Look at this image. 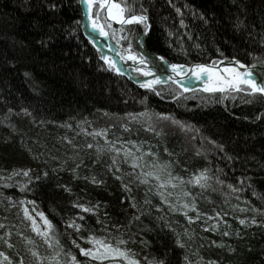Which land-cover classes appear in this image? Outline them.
<instances>
[{
    "label": "trees",
    "instance_id": "1",
    "mask_svg": "<svg viewBox=\"0 0 264 264\" xmlns=\"http://www.w3.org/2000/svg\"><path fill=\"white\" fill-rule=\"evenodd\" d=\"M49 2L0 0V264H128L81 255L90 235L139 264H264V97L139 89L86 41L79 0ZM117 2L147 9L146 50L170 64L264 59V0ZM141 28L116 26L111 41L135 51ZM205 170L204 187L190 182ZM40 212L54 224L47 238L33 230L46 229Z\"/></svg>",
    "mask_w": 264,
    "mask_h": 264
},
{
    "label": "snow or ice",
    "instance_id": "2",
    "mask_svg": "<svg viewBox=\"0 0 264 264\" xmlns=\"http://www.w3.org/2000/svg\"><path fill=\"white\" fill-rule=\"evenodd\" d=\"M80 3L85 6V15L94 31H99L100 35L106 36L108 33L105 31V28H111L110 21H116L117 23L123 25L128 24H136L142 26L139 36L137 37L138 40L141 39V37H146L150 31H151V25L149 23V17L147 15V9L143 8L141 5L140 12H135L132 10L131 6L127 4H121L118 3L117 0H80ZM169 3H171V0H169ZM49 7L51 9H55L57 7L56 3L49 2ZM95 10V11H94ZM105 12L104 16V22L101 23V11ZM177 13H180V8L175 9ZM127 13V14H126ZM201 19H204L203 15H201ZM79 23V22H77ZM181 26L184 25V21H180ZM205 23H207V20H205ZM239 22L237 23V27H239ZM121 31H124L123 27L121 28ZM169 35H171V32H169ZM42 46L45 45L44 41H41ZM198 47V45H197ZM219 52L220 50L217 49ZM223 55V53H221ZM123 58V56H122ZM100 59L104 60V62L109 66L110 69L114 70L118 74H123L121 72V69L116 66V63L114 60H111L110 58L106 56H101ZM127 59L133 61L134 64L140 65V67L136 68V71L139 73H142L144 76H153L154 72L152 69H147L146 65L148 63L146 57L141 53H135L131 51V43L128 45V54ZM161 61H164V57H159ZM234 59L236 66H227L223 69H220L218 67L219 64L222 63V61L219 60H212L211 63H196L192 65L191 67L187 68V72L184 71L185 66L172 63L169 65L171 68L172 73H174L175 77L169 76L168 80L171 81L174 84L179 85L180 88L183 89V91H190L192 89L188 88L185 83H182V81H186L188 75L195 77L197 80H204V87L203 91L208 93H215L219 92L221 94H230L233 92L239 93V92H247L250 96L255 94H260L262 97H264V64H252L251 66L246 65L242 63L238 59ZM165 63H167L165 61ZM260 67L261 68V78L260 81H258L255 78V73L253 69ZM240 69H245L244 71H240ZM25 77H29L30 74L28 72L24 73ZM164 83V81L159 77L156 76L155 79L146 80L143 83L140 84V87L151 89L152 91L156 92V95H160L159 91H156L154 88V85ZM181 95L180 92H176V95L173 96V99H175L177 96ZM11 111V110H9ZM27 113V109H24ZM162 118L167 119L168 117L162 116ZM173 123H181L179 121L173 120ZM181 127H185V125L181 124ZM212 143L215 144V141H212ZM221 150H223V145H216ZM91 147V145H89ZM116 151H119L116 149ZM231 159V157H229ZM115 162V161H114ZM136 165L134 164L133 167ZM206 171L201 172L198 176L194 178V180L190 181L196 184H199L201 187H204L205 184L202 183V181H206L208 177L206 176ZM23 174L25 176H28V171H24ZM46 176L47 173H44ZM145 176H155V179L157 181H160V176L158 174H155L153 172L144 173ZM119 178V177H117ZM39 179V177H38ZM173 178L169 174V177L166 181H163L160 183V187H164L166 183H171ZM94 183H98V181L93 178ZM142 183H147V180H143ZM175 187V185H172ZM127 187V186H125ZM231 187V185H229ZM68 190V189H66ZM163 198V196H162ZM34 203V202H33ZM78 208H81L84 212H92L94 209L85 207L81 204L75 205ZM132 207H135V204L132 205ZM188 204H184V208H188ZM191 207H195V205H191ZM25 215H28L27 209H25ZM38 215L43 220L44 224L46 225V229L44 231H41L36 226V221L33 220V230L36 231L38 234L44 236L47 238L48 236V230L53 228V225L51 222L44 216V213L40 212ZM31 219V217H29ZM83 219V217H81ZM133 219H138V217H133ZM189 221L193 219L192 217L188 218ZM241 224H245V220H240ZM252 223H255V220L253 219ZM2 227V225H0ZM69 227H73L79 232L81 225L76 224L74 221L69 222ZM224 235H229L228 232H225ZM88 242L92 245V247L89 248H83L80 247V245L76 244L75 241H73V244H76V247L79 248V252L84 257H88L93 260H104L108 259L112 256H119L123 257L125 260L128 261V264H139V261H136L134 259H131L125 250L120 249L118 247H113L112 244L106 242L103 238H97L95 236H88L87 237ZM119 243H124V241H119ZM175 243L180 246L181 248L184 247V244L181 242L179 235H177ZM12 245L9 244V247ZM51 247V244H49ZM59 253H57L58 255ZM33 255H37L36 252H33ZM69 255H71L69 253ZM0 257H3L4 260H8V257L4 255L3 252H0ZM187 259V257H185ZM9 264H11V261L9 260ZM20 264H23L21 261ZM71 264H81L80 261L76 259V256H71ZM149 264H152V262H149ZM156 264H164V261H158ZM212 264V262H210Z\"/></svg>",
    "mask_w": 264,
    "mask_h": 264
},
{
    "label": "bare ground",
    "instance_id": "3",
    "mask_svg": "<svg viewBox=\"0 0 264 264\" xmlns=\"http://www.w3.org/2000/svg\"><path fill=\"white\" fill-rule=\"evenodd\" d=\"M79 5H80V8H81V14L83 16V24H84L85 19H86V21L88 22L87 23V27H90L92 29V27H91V25H90V23H89L86 15H85V10H84L85 9V6L80 3V0H79ZM100 15L104 18L105 12L102 10L101 13H100ZM102 17H101V23L104 22V19ZM110 23H111V28H105V31L108 33L106 36H102V35H100V33H99L98 30L96 31V32H98V34H97L98 38L102 40V44H103L102 47L100 49H98L97 51L99 53H101V51L104 52V53L106 52V54L112 55L114 57V61L116 63V66L121 69V72L123 74H118L117 72H115L114 70H112V69L109 68L113 73L125 77L128 81H130L132 84H134L136 87H138L139 89H142V90H151V89H147V88L140 87V84L143 83L146 80L155 79L156 76H159L162 80L163 79L168 80V77L169 76H173L174 78H177V77H175L174 73H172L171 68L167 64H165L164 61H161L158 57L150 56V55H147L145 53V51H144V41H143V38L142 37H141L140 40H136L135 51H133V50H131V51L132 52H135V53H141V54H143L146 57V59L148 61L147 65H146V68L147 69H152L153 72H154V75L153 76H147V77L145 76V79L144 80H142L141 78H138L137 76H135V73H133V70H131L129 66L132 64V66H134L135 68H137V67H140V65L134 64V63H130V60L127 59L128 47L126 48V51H125V49H123V53L120 52L119 50H117L116 47H113V46H116V45L111 41L110 33L109 32H110V30L112 28L114 29L116 26H121V25L119 23H117L116 21H110ZM130 25H133V24H130ZM83 34L85 36L86 41L88 40L90 43H92V46H94L95 45V39L92 38V37L87 36L84 33V30H83ZM105 38H109L110 41H111V43H112V45H111V52L107 50L109 48H107L108 44L106 43ZM122 56H123V58H122ZM253 64H264V59H262L260 61H257V62H255ZM230 65L231 66H236L235 65V62H232L230 64L223 65L221 67V69H223L224 67L230 66ZM244 70L245 69H240V71H244ZM184 71L187 72V68H185ZM253 71L255 73V78L258 81H260V78H261V68L260 67H257L255 69H253ZM140 74H142V73H140ZM187 81H182V83H185L186 84ZM191 81L192 82H195V81H204V80H197L195 77H192ZM172 84H174V83H172ZM174 85H176V84H174ZM187 85L188 84H186V86ZM161 86H163V85H161ZM161 86L160 85H157L154 88L156 89V88L161 87ZM177 87H179V86H177ZM197 90L204 92L201 89H197ZM197 90H192V91H197ZM206 93H208V92H206ZM78 137L81 138L82 135H79ZM88 149L93 150L95 152V150H94V148H92V146L89 147ZM110 149H111L110 150L111 152H115L116 153V156L122 161V163L124 165L128 166L131 163V159H130L131 158V155H128L126 153H124V155H123L119 151H116L114 147L113 148H110ZM126 155H127V157H126ZM138 183H140V184H142V185L145 186V183H142V180H139ZM184 204H188L189 207L188 208H184ZM184 204L180 208V210H181V212L183 214H184V212H185V214H187L188 211L193 212V213H198V211L196 209H194L193 211H192V209H190V205H191L190 203L184 202ZM153 206H154V209L160 210L158 201L157 202L153 201ZM52 225H53V228H54V224H52ZM214 245H218V244L215 242ZM120 264H124V263L121 262Z\"/></svg>",
    "mask_w": 264,
    "mask_h": 264
},
{
    "label": "water",
    "instance_id": "4",
    "mask_svg": "<svg viewBox=\"0 0 264 264\" xmlns=\"http://www.w3.org/2000/svg\"><path fill=\"white\" fill-rule=\"evenodd\" d=\"M87 21H86V19H85V22H84V24H83V30H84V33L87 35V36H89V37H92V38H94L95 39V48L98 50V49H100L101 47H102V40L101 39H99L98 38V36H97V34H98V32H96V31H94L93 29H91L90 27H87ZM121 25V24H120ZM147 37V36H146ZM146 37H142L143 38V41H144V51H145V53L147 54V55H150V56H154V57H160V56H157V55H154V54H151V53H149L147 50H146V48H145V41H146ZM105 41H106V43L108 44V46H107V48H109V49H107L108 51H110L111 52V45H112V43H111V41H110V39L109 38H105ZM114 47V46H113ZM101 54H102V56H106V52L104 53V52H102L101 51ZM164 62H165V60H164ZM232 62H234V60L233 59H225V60H222V63L221 64H219L218 65V67L221 69V67L223 66V65H225V64H230V63H232ZM243 63V62H242ZM165 64H167L168 66L170 65L168 62L167 63H165ZM194 65V64H193ZM247 65V64H246ZM192 66V65H191ZM191 66H185V68H188V67H191ZM249 66H251V65H249ZM191 79H192V76H190V75H188V77H187V82H186V84H188L187 85V87L188 88H190V89H192V90H197V89H201V90H203V87H204V81H195V82H192L191 81ZM142 80H144V79H142ZM163 81H164V83H161V84H156V85H154V87L155 86H157V85H166V84H169V83H172L171 81H169V80H165V79H163ZM192 82V83H191ZM190 83V84H189ZM177 85V84H176ZM177 86H179V85H177ZM182 89V88H181ZM183 90V89H182ZM192 90H190V91H192ZM190 91H186V92H190ZM185 92V91H184Z\"/></svg>",
    "mask_w": 264,
    "mask_h": 264
},
{
    "label": "rangeland",
    "instance_id": "5",
    "mask_svg": "<svg viewBox=\"0 0 264 264\" xmlns=\"http://www.w3.org/2000/svg\"><path fill=\"white\" fill-rule=\"evenodd\" d=\"M115 47H116L117 50H119L120 52L123 53V50H122L121 48H119V47H117V46H115ZM110 59L112 60L113 58L110 57ZM130 63H133V61L130 60ZM129 67H130L131 70H133V73L138 74V75H137L138 77H142V76H140V73L136 71V68H135L134 66H132V64H131ZM240 93L247 94V92H240ZM123 155H124V154H123ZM126 157H127V155H126ZM139 175H140V174H139ZM140 177H141V176H140ZM173 199H174V198H173ZM175 201H176V200H175ZM232 238H233V236H232L231 234L226 235V236H225V239H224V241H223L222 244H223V245H227V243H225V242L228 241L229 239H232ZM220 242H221V240L218 241V243H220ZM218 243H217V244H218ZM227 263H228V262H227ZM228 264H229V263H228Z\"/></svg>",
    "mask_w": 264,
    "mask_h": 264
}]
</instances>
